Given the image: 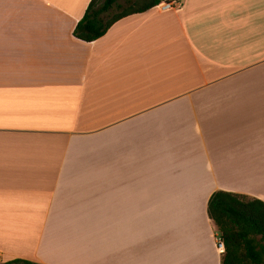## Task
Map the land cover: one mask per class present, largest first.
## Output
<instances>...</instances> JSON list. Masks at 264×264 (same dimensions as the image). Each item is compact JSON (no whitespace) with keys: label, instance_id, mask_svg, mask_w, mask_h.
<instances>
[{"label":"crops","instance_id":"0c3cea01","mask_svg":"<svg viewBox=\"0 0 264 264\" xmlns=\"http://www.w3.org/2000/svg\"><path fill=\"white\" fill-rule=\"evenodd\" d=\"M91 1L0 0V264H221L212 195L264 202V0L87 43Z\"/></svg>","mask_w":264,"mask_h":264},{"label":"trees","instance_id":"16d2710c","mask_svg":"<svg viewBox=\"0 0 264 264\" xmlns=\"http://www.w3.org/2000/svg\"><path fill=\"white\" fill-rule=\"evenodd\" d=\"M92 0L84 17L74 30L79 40L92 43L104 37L120 20L142 14L167 0ZM115 8L120 11L109 16ZM109 16L108 18H106ZM208 214L214 222L219 240L226 251L221 264H264V202L245 195L217 191L208 205ZM6 264H39L27 260H13Z\"/></svg>","mask_w":264,"mask_h":264},{"label":"built area","instance_id":"2783aa9c","mask_svg":"<svg viewBox=\"0 0 264 264\" xmlns=\"http://www.w3.org/2000/svg\"><path fill=\"white\" fill-rule=\"evenodd\" d=\"M176 5H177V2L174 1V0H167L165 2H163L160 7L163 9V10H173L176 8ZM217 248L220 252L224 253L226 251V247H225V244L223 241L219 240L218 243H217Z\"/></svg>","mask_w":264,"mask_h":264},{"label":"rangeland","instance_id":"374dc122","mask_svg":"<svg viewBox=\"0 0 264 264\" xmlns=\"http://www.w3.org/2000/svg\"><path fill=\"white\" fill-rule=\"evenodd\" d=\"M131 1H132V2H135V1H137V0H131ZM120 6H121V7H126V6H127L125 0H121V1H120ZM119 11H120V9L115 8L114 10H112V12L110 13L109 16H113V15L117 14ZM109 16H107L106 18H108Z\"/></svg>","mask_w":264,"mask_h":264}]
</instances>
